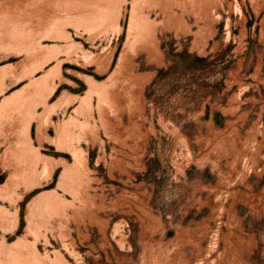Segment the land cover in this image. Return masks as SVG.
Wrapping results in <instances>:
<instances>
[{
	"label": "rangeland",
	"instance_id": "rangeland-1",
	"mask_svg": "<svg viewBox=\"0 0 264 264\" xmlns=\"http://www.w3.org/2000/svg\"><path fill=\"white\" fill-rule=\"evenodd\" d=\"M0 264H264V0H0Z\"/></svg>",
	"mask_w": 264,
	"mask_h": 264
}]
</instances>
